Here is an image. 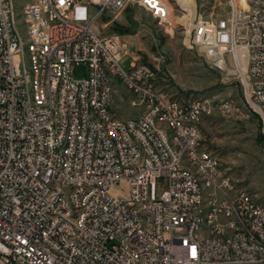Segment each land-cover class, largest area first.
Masks as SVG:
<instances>
[{
  "label": "built area",
  "instance_id": "2783aa9c",
  "mask_svg": "<svg viewBox=\"0 0 264 264\" xmlns=\"http://www.w3.org/2000/svg\"><path fill=\"white\" fill-rule=\"evenodd\" d=\"M130 5L176 26L166 0H23L20 27L0 0V264H264V202L220 170L200 131L246 109L264 134V0H228L186 29L239 103L157 90L127 40L91 27ZM113 77L136 115L111 108Z\"/></svg>",
  "mask_w": 264,
  "mask_h": 264
},
{
  "label": "rangeland",
  "instance_id": "374dc122",
  "mask_svg": "<svg viewBox=\"0 0 264 264\" xmlns=\"http://www.w3.org/2000/svg\"><path fill=\"white\" fill-rule=\"evenodd\" d=\"M20 27L23 0H10ZM174 10L175 27L168 29L153 19L143 8L130 5L116 14L104 12L91 25L100 35L112 34L128 41L129 53L134 51L139 62L156 74L155 87L177 100L195 98H233L238 103L240 90L230 73L210 66L204 55L187 42L189 18L210 20L224 14L228 0H166ZM182 15V16H181ZM123 54L118 66L128 69L130 54ZM85 66L79 64L75 76L81 77ZM111 108L124 120L138 113L130 107L129 92L114 77ZM203 145L220 161V170L235 185L264 202V134L254 114L242 109L241 114L226 116L210 114L200 123Z\"/></svg>",
  "mask_w": 264,
  "mask_h": 264
}]
</instances>
